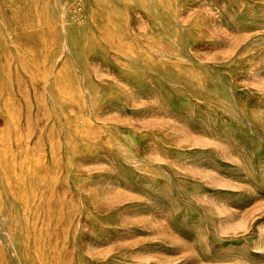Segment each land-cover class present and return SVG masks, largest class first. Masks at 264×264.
<instances>
[{
  "label": "rangeland",
  "instance_id": "1",
  "mask_svg": "<svg viewBox=\"0 0 264 264\" xmlns=\"http://www.w3.org/2000/svg\"><path fill=\"white\" fill-rule=\"evenodd\" d=\"M0 264H264V0H0Z\"/></svg>",
  "mask_w": 264,
  "mask_h": 264
}]
</instances>
